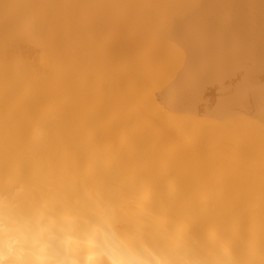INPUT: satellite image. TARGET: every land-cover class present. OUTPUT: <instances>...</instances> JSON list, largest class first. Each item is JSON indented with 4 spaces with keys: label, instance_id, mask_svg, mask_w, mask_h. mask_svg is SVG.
<instances>
[{
    "label": "bare ground",
    "instance_id": "6f19581e",
    "mask_svg": "<svg viewBox=\"0 0 264 264\" xmlns=\"http://www.w3.org/2000/svg\"><path fill=\"white\" fill-rule=\"evenodd\" d=\"M0 200L96 264H264V0H0Z\"/></svg>",
    "mask_w": 264,
    "mask_h": 264
},
{
    "label": "clouds",
    "instance_id": "9594fccd",
    "mask_svg": "<svg viewBox=\"0 0 264 264\" xmlns=\"http://www.w3.org/2000/svg\"><path fill=\"white\" fill-rule=\"evenodd\" d=\"M11 231L9 247L0 244V264H96L94 253L81 251L67 229L55 223L45 224L23 210L0 200V233ZM102 264H112L101 257Z\"/></svg>",
    "mask_w": 264,
    "mask_h": 264
}]
</instances>
